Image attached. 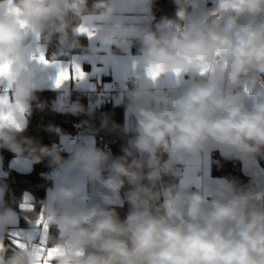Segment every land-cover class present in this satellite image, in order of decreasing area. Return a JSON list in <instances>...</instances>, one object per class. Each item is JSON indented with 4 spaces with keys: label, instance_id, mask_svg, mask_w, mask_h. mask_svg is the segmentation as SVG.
<instances>
[{
    "label": "clouds",
    "instance_id": "clouds-1",
    "mask_svg": "<svg viewBox=\"0 0 264 264\" xmlns=\"http://www.w3.org/2000/svg\"><path fill=\"white\" fill-rule=\"evenodd\" d=\"M156 3L0 0V63L11 62L3 84L8 90L0 93L7 97L0 116L11 119H0V149L26 165L47 160L58 169L48 175L52 186L39 202L48 222L44 248L62 250L50 264H264V169L250 167L247 184L205 179L199 190L177 191L172 183L180 165L195 169L212 151L224 161L248 165L264 158V0H212V7L208 0H173L175 18L159 19L152 11ZM123 4L135 9L136 21L124 14ZM82 25L95 29L93 39L79 32ZM28 36L43 52L53 44L68 55L79 50L74 61H90L97 44L109 50L105 59L118 73L124 123L102 113L96 128L94 107L103 100L87 108L71 102L68 80L63 103L53 102V108L89 118L82 122L87 127L80 142L48 125L70 154L65 158L57 145L26 137L34 108L48 106L37 95L45 64L33 59L40 53L26 43ZM82 37L89 40L87 47ZM132 47L135 63L146 71L129 87L127 77L119 76V61ZM157 67L162 71L153 79L149 70ZM100 131L125 141L122 155L95 145L93 136ZM73 171L101 183L112 196L85 207L83 183L67 182ZM8 191L6 182L0 184V264H40L47 252L34 240L25 239L26 248L7 255L15 206L20 208L26 197L33 204L28 192L22 201L6 200ZM125 202L130 207L121 219L111 205ZM40 211L34 206L22 214L34 222ZM53 225L56 235L49 231Z\"/></svg>",
    "mask_w": 264,
    "mask_h": 264
},
{
    "label": "trees",
    "instance_id": "trees-1",
    "mask_svg": "<svg viewBox=\"0 0 264 264\" xmlns=\"http://www.w3.org/2000/svg\"><path fill=\"white\" fill-rule=\"evenodd\" d=\"M93 0H89V6H91ZM212 2L208 3V7H212ZM152 11L155 13L157 19L162 16H168L170 18H175L176 5L173 3V0H157L156 5L153 7ZM82 44L85 47L88 46L87 38L82 37ZM74 53H80L79 50H76ZM73 53V54H74ZM133 53L136 54V49L133 47ZM69 55L61 51L55 44L50 47H47V58L50 60H58L67 58ZM240 91V90H235ZM74 98H76L80 104L87 107H94L95 101L101 99L97 95L88 94V93H72ZM40 100L47 101L48 106L43 110L35 109L30 117H28V127L25 132V136L35 141L43 144L52 146L53 144L57 145L60 143V137L54 133L47 131L48 125L59 126L66 134L71 136L74 132L75 126H78L82 130L84 136L86 132V125L82 122L86 119H89L85 115L74 116L70 112L64 114L63 111H56L53 108V102H58L60 98L59 93L49 92V91H39L37 93ZM102 100V99H101ZM96 119L92 121L96 128L100 127V115L102 113L108 114L111 116L112 120L118 124L124 123V107L123 105L115 104L112 102H104L100 107L95 108ZM95 140V145L102 150L111 151L114 156L122 155V146L125 141L120 139L115 133H110L106 131H100L93 136ZM1 155L3 156V169L7 173L6 177H3L0 180V184L6 182L9 186V191L5 196L6 200H11L14 196L17 201H22L23 194L28 192L33 197V204L36 211H40V201L45 200L47 190L52 186V181L47 177L49 172L54 168L48 166L47 160L40 164L33 165L32 172L28 174L18 173L10 169L9 164L13 158H17L14 153L6 150L0 149ZM64 156V155H63ZM68 158L67 156H64ZM163 159H167V154H163ZM261 168L264 169V158L257 157L256 159ZM216 161H220L219 164ZM211 175L215 178H224L227 181L235 180L239 184H247L249 181V176L246 175L243 171V165L241 161H224L221 155L218 152H213L211 155ZM168 179V178H166ZM180 182V176L173 178L172 183L175 185L176 190H178ZM127 191V187L121 190V197L124 196V193ZM115 207L119 212L120 218L124 219L126 217L127 211L130 205L125 202L123 206L120 205H111ZM16 211L19 213L20 225L26 226L27 220L22 214V210L17 206ZM52 235L57 234V228L53 225L50 228ZM9 245L8 242H5ZM14 251L10 245L7 255L11 257L14 255Z\"/></svg>",
    "mask_w": 264,
    "mask_h": 264
},
{
    "label": "crops",
    "instance_id": "crops-1",
    "mask_svg": "<svg viewBox=\"0 0 264 264\" xmlns=\"http://www.w3.org/2000/svg\"><path fill=\"white\" fill-rule=\"evenodd\" d=\"M212 2V0H208V3ZM122 11L124 14L129 18L130 21H136L138 19V14L133 8H129L126 4L122 5ZM87 38V37H84ZM88 40V39H87ZM26 43L32 44L34 48H39L40 47V42L39 41H34L31 36H28L26 38ZM88 45H89V40H88ZM95 47L98 49L97 54L90 60V61H83V60H75L74 57H78L80 53H74L72 55H69L67 58L64 59H58V60H50L53 61L52 63L48 65H41L40 72H39V79L42 83V87L40 89L41 92L43 91H49V92H54V93H61L65 92L64 87H61L59 89L53 87V82L54 79L57 75L58 69L59 68H67L69 72L71 73L73 71V63H78L81 67V69L86 73V79L83 81H78L76 79H70L67 82V88L70 92L72 93H88V94H93L97 91L98 88H103L106 90H111L114 88L116 84H120V80L117 78V70L113 67L112 64L108 63L105 59L107 52L109 50H105L102 48H99V45H95ZM44 52L46 54L47 58V48L44 49ZM38 54V53H37ZM135 56L136 54L133 53V47L129 48L127 53L121 54L120 61H119V76L121 78L127 77L128 83L129 82H135L137 79L142 78L145 74V66L142 64H137L135 63ZM162 85L166 86V79L162 78L161 81ZM4 91V86L0 85V93ZM64 99L59 98L58 102L63 103ZM94 139V138H93ZM95 141V140H94ZM213 151L210 153H207L205 155L204 161L202 168L205 171V175H203V172L200 174H193V169L191 168H186L183 170V167H180V181H181V186L178 187V190H199L197 185L199 184L202 186L203 182L205 179H207L209 182L213 181H227L224 178H215L213 177L210 173V170L206 169L205 164L209 161V158L211 157ZM220 154V152H219ZM1 155V152H0ZM243 165V171L246 175L250 170V167H255L258 166L261 168L259 162L256 160L252 165L245 164L242 162ZM9 167L11 170L18 172V173H23V174H28L32 172L33 170V165L29 166L23 163V160L20 158H13L10 161ZM205 167V169H204ZM21 169H26V170H21ZM262 169V168H261ZM53 171H58V169H53L50 173ZM3 173H6L3 169V163L0 164V180L3 177H6L2 175ZM48 174V175H49ZM249 176V175H248ZM67 182L69 185H71L74 182L78 183H83L84 185V193L83 196L86 197L85 199V207L88 206L90 202L89 198V190L91 186H101L102 189L97 192V199H101L102 196L105 197L106 195L112 196V193L104 188V186L99 183V182H91L88 181L86 178L80 179L78 177V173L76 171H73L67 178ZM180 183V182H179ZM182 185L185 187L182 189ZM180 188V189H179ZM177 190V191H178ZM47 196V193H46ZM46 199V198H45ZM18 213V212H17ZM14 232H19L23 233L26 236L27 235H33L34 236V242L35 243H40V238H41V230L40 228L35 225L33 222H30L27 220V225L26 226H21L20 225V217L19 213L17 216V222L15 225L12 226ZM50 231V229H49ZM5 242H8L10 247L14 250L17 251L16 246L12 243V240H6Z\"/></svg>",
    "mask_w": 264,
    "mask_h": 264
},
{
    "label": "snow or ice",
    "instance_id": "snow-or-ice-1",
    "mask_svg": "<svg viewBox=\"0 0 264 264\" xmlns=\"http://www.w3.org/2000/svg\"><path fill=\"white\" fill-rule=\"evenodd\" d=\"M79 32L83 35H86L88 39L90 40L93 39L95 36V29L85 27L83 25L79 28ZM37 51H39L40 54L39 56L34 55L33 59H36L40 63L45 64V65H48L53 62V61H50L48 58H46L43 50H40L39 48H37ZM10 63H11L10 61L7 63H0V85L4 84V78L9 74L8 68L10 66ZM72 68H73V71L71 73L69 72L67 68H59L52 86L59 89L63 87L65 82H67L70 79H76L78 81H83L86 79V73L81 69L78 63H73ZM160 71H162V69H160L159 67H157L156 69H150L149 75L153 79H156ZM176 75L178 78L181 75L179 70H177ZM9 87H10V81H9ZM7 90H8L7 87H4V91L7 92ZM6 99H7L6 96H0V103L5 102ZM21 111H23L22 107H21ZM0 119L10 120L11 117L10 116H0ZM12 122L14 123V121ZM16 126L19 127L18 124ZM20 209L24 212H31V211H34V205L31 204L28 201V198L26 197L25 200L20 204ZM34 223L41 230V238H40L41 251L47 252V255L42 258L40 264H50V261L56 255H58L62 250L58 246L52 247V248H46V249L44 248V245L46 244V233L48 232V222L44 217L43 209H41ZM10 236L12 238V243L20 249H24L27 247V245L24 243L25 239H27L28 241H32L34 239L33 235L26 236L25 234L19 233V232H12Z\"/></svg>",
    "mask_w": 264,
    "mask_h": 264
},
{
    "label": "built area",
    "instance_id": "built-area-1",
    "mask_svg": "<svg viewBox=\"0 0 264 264\" xmlns=\"http://www.w3.org/2000/svg\"><path fill=\"white\" fill-rule=\"evenodd\" d=\"M128 84H129V87H132L134 82H129ZM94 94L100 97L106 103L112 102V103L118 104L117 100L119 96V84H116L114 88L111 90L98 88ZM59 95H60V98L64 99V92L59 93ZM70 100L71 102H79L76 98H74L72 92H71ZM63 113L67 114L69 112L65 110L63 111ZM74 129H75V132L70 137L76 139L77 142H80V140L83 137L82 130L78 126H75ZM57 146L61 149L62 155L67 156V157L70 155L67 151L63 149V145H61V143H58Z\"/></svg>",
    "mask_w": 264,
    "mask_h": 264
},
{
    "label": "rangeland",
    "instance_id": "rangeland-1",
    "mask_svg": "<svg viewBox=\"0 0 264 264\" xmlns=\"http://www.w3.org/2000/svg\"><path fill=\"white\" fill-rule=\"evenodd\" d=\"M213 152H215V151H213ZM216 152H218L219 153V151L218 150H216ZM203 162H201V164L197 167V168H195V169H193L192 171H193V174L194 175H196V174H200L201 172H203V175H205V171L203 170V168H202V164ZM181 167H183V170H185L186 168L184 167V166H182V165H180ZM205 166H206V169L208 170H210V172H211V157L209 158V161L207 162V164H205ZM204 169H205V167H204ZM182 174V173H181ZM211 174V173H210ZM179 185L181 186V181H180V183H179ZM179 186V187H180ZM105 188V187H104ZM185 187L182 185V189H184ZM102 189V187L101 186H98V185H96L95 184V186H91L90 187V190H89V192H90V194H89V198H90V201L91 200H96V197H97V192L98 191H100ZM180 189V188H179ZM179 191V190H178ZM106 196H108V195H106ZM103 197V196H102ZM108 197H111V196H108ZM34 223V222H33ZM35 224V223H34Z\"/></svg>",
    "mask_w": 264,
    "mask_h": 264
}]
</instances>
